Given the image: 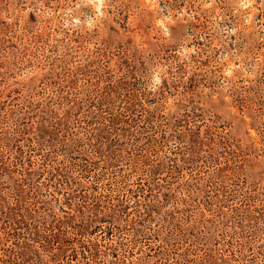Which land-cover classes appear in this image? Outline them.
Returning a JSON list of instances; mask_svg holds the SVG:
<instances>
[{
  "label": "rangeland",
  "instance_id": "374dc122",
  "mask_svg": "<svg viewBox=\"0 0 264 264\" xmlns=\"http://www.w3.org/2000/svg\"><path fill=\"white\" fill-rule=\"evenodd\" d=\"M0 264H264V0H0Z\"/></svg>",
  "mask_w": 264,
  "mask_h": 264
}]
</instances>
